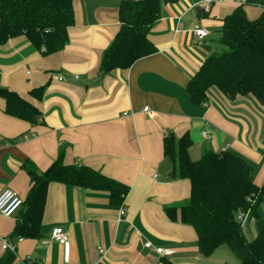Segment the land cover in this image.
<instances>
[{
  "label": "crops",
  "instance_id": "crops-1",
  "mask_svg": "<svg viewBox=\"0 0 264 264\" xmlns=\"http://www.w3.org/2000/svg\"><path fill=\"white\" fill-rule=\"evenodd\" d=\"M122 1L74 0L75 23L58 52L46 54L26 36L0 45V86L30 99L41 112L36 122L11 116L0 98V193L10 188L25 202L31 181L24 163L44 171L60 155L65 164L89 167L129 188L118 204L107 191L52 181L40 237L15 233L26 202L13 216L0 212V257L7 239L16 247L12 264L26 257L65 264L67 253V264H225L234 258L222 246L202 256L194 227L169 216V209L179 213L189 203L191 182L171 178L173 162L163 153V138L188 132L193 160L206 150L235 152L254 167L255 183H264V103L251 95L230 99L213 86L207 100L196 104L187 90L206 58L218 52L223 19L242 4L254 19L261 7L245 0L214 1L208 10L203 0L167 3L149 32L158 50L128 69L102 74ZM197 27L208 36L199 39ZM37 88L43 89L41 98L33 94ZM57 226L69 232L66 249L55 241L42 243ZM146 242L173 252L161 255Z\"/></svg>",
  "mask_w": 264,
  "mask_h": 264
},
{
  "label": "trees",
  "instance_id": "trees-1",
  "mask_svg": "<svg viewBox=\"0 0 264 264\" xmlns=\"http://www.w3.org/2000/svg\"><path fill=\"white\" fill-rule=\"evenodd\" d=\"M176 1H122L120 26L102 57L100 72L128 69L138 59L155 53L158 49L149 37L150 29L162 16L163 6ZM245 3L260 6V15L249 18L242 4L223 19L218 42L225 49L208 56L191 77L187 90L192 102H205L208 89L214 86L230 99L251 95L264 103V0ZM74 23V0H0V45L10 38L26 36L44 53H55L68 44V29ZM42 92V88L33 90L38 98ZM0 98L11 116L36 122L41 115L34 102L13 89L0 86ZM192 143L188 132L181 136L171 132L163 138V153L173 162L171 178L191 182L189 203L179 213L176 208L169 209V216L177 219L179 215L181 223L194 227L202 256L209 257L225 245L239 259L234 264H264V183L256 184L254 167L232 151L206 150L200 159L193 160L189 152ZM24 167L31 188L26 210L15 229L17 235L41 236L47 189L52 181L107 191L110 200L118 204L129 190L89 167L65 164L61 155L44 171L30 160ZM248 209L257 225V235L251 240L236 218L238 210ZM14 260L15 253L5 250L0 264H12Z\"/></svg>",
  "mask_w": 264,
  "mask_h": 264
},
{
  "label": "built area",
  "instance_id": "built-area-1",
  "mask_svg": "<svg viewBox=\"0 0 264 264\" xmlns=\"http://www.w3.org/2000/svg\"><path fill=\"white\" fill-rule=\"evenodd\" d=\"M214 1H222V0H203L201 6H203L206 10H208L211 3ZM195 34L199 39H202L208 36L209 31L203 27H197L195 29ZM60 78L62 79L63 77ZM147 110L148 107H144V111ZM202 134L207 135L208 134L207 129L202 131ZM23 204H24V199L20 195H18L16 191L10 188H6L0 193V212L6 217L13 216L23 206ZM250 213H251L250 209L246 211L238 210V212L236 213V218L242 225H244L245 222L250 219ZM125 214H126V208L123 205L120 208V216L122 217ZM19 240H22V238H20ZM51 241L58 242L64 247V249H66L69 242V232L65 230L64 227L61 226L54 227L50 233V236L47 239H43L42 243L47 244ZM145 247L154 248L157 253L165 256L170 255L173 252V250L170 248H165L162 246L154 247L151 242H146ZM2 248L4 250H11L14 253H16L15 245L11 244L7 239L2 240ZM64 261L65 264L68 263V253L67 256L66 255L64 256ZM18 264H43V263L39 261H35L30 257H26L20 259Z\"/></svg>",
  "mask_w": 264,
  "mask_h": 264
},
{
  "label": "rangeland",
  "instance_id": "rangeland-1",
  "mask_svg": "<svg viewBox=\"0 0 264 264\" xmlns=\"http://www.w3.org/2000/svg\"><path fill=\"white\" fill-rule=\"evenodd\" d=\"M249 10H251L253 14H256L257 12H259V8L256 7V6H250ZM224 49H225V47L219 43L217 51L221 52ZM243 228L246 230L247 236L250 237L251 239H253V237H254V233L253 232L257 233V225L255 224L254 219L247 220L245 222V224L243 225ZM221 249L222 250H227L234 257L233 259H227V260H229V261H227V263L234 264V263H238L239 262V259L230 251V249L227 246L224 245V246L221 247Z\"/></svg>",
  "mask_w": 264,
  "mask_h": 264
}]
</instances>
